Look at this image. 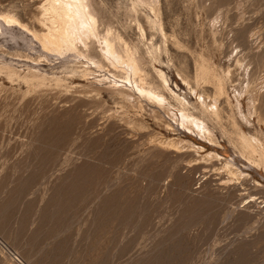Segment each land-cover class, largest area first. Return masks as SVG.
Listing matches in <instances>:
<instances>
[{"label": "rangeland", "instance_id": "rangeland-1", "mask_svg": "<svg viewBox=\"0 0 264 264\" xmlns=\"http://www.w3.org/2000/svg\"><path fill=\"white\" fill-rule=\"evenodd\" d=\"M92 1L101 30L110 26L143 52L144 44L160 47L149 73L156 77L153 67L160 68L192 103L179 74L194 85L201 65L219 77L230 72L231 103L236 87L244 95L247 116L237 118L262 149L250 154L216 128L221 147H206L223 160L204 164L198 155L205 153L157 145L187 137L168 134L149 115L148 138L140 140L122 129L121 110L106 94L97 98L92 76L72 73L71 55L44 51L30 34L3 26L0 65H12L17 76L0 70V264H18L11 254L23 264H264V0H158L166 39L148 26V8L135 13L132 0ZM44 2L0 0V14L41 34ZM34 69L62 83L28 82ZM134 111L129 116L140 120ZM224 131L237 140L231 120ZM231 158L246 179L221 170Z\"/></svg>", "mask_w": 264, "mask_h": 264}, {"label": "bare ground", "instance_id": "bare-ground-1", "mask_svg": "<svg viewBox=\"0 0 264 264\" xmlns=\"http://www.w3.org/2000/svg\"><path fill=\"white\" fill-rule=\"evenodd\" d=\"M157 2L158 0H132L135 13H137L138 8L142 7L148 8L151 11V16L145 15L148 26L155 32L161 33L163 38L166 39L163 25L159 21V15L155 9ZM39 9L42 12L40 26L42 28L40 31L41 34L31 31L16 17L9 14H0V34L3 32V26L18 28L20 31L22 30L30 34V36H33L34 40L39 42L42 50L54 53L58 56L66 54L71 55L73 62H75V64L71 66L72 73L80 74V76L84 78L83 80L87 81H89L92 76L94 82L90 83L96 86V88L92 87L95 88L93 91H96L97 98L104 100V94H106L107 99L113 101L114 104L118 106V110H121V112H117L118 114L120 113L121 117L120 126L124 125V127L121 126L122 129H130L132 133L137 132L136 135L138 137L135 136L140 140L145 136V133V137H147L146 131L148 127L146 126L145 117L149 115L152 117L151 119L155 120V126L157 123L162 127L161 129H164L168 134L181 130L187 137V140H180L177 138L165 139L164 136H162L164 139L157 143V145L162 144V146H164L163 148H168V151L173 150L177 154L182 151L183 154L184 152L185 154H187V152H195L196 155L205 153L204 156L198 155L204 164H210L208 161L216 162L223 160L222 155L218 151H208V146L206 147V144L215 148L221 147L219 137L214 133V129L216 128L219 130V133H221V136L226 137L229 143L237 144L236 141H238L243 150H247L250 154H255L259 149H262L257 138L252 136L247 137L244 134L242 124L237 118V115L242 119H246L247 116L242 110L243 99L241 100V97L244 95L242 94L243 92L241 90L239 91L238 87H236V89H234L236 93L234 95L236 105L231 103L228 92L226 91V85L230 81V76H232L230 72H228L227 76L219 77L218 74V76L213 74L208 66L206 67V64L205 66L201 65L196 69L194 85L179 74L178 79L181 82L180 85L183 86V88L187 87L188 95L191 97V100L195 98V102L192 103L187 94L182 95L180 93L181 88L178 84L172 87L168 80L169 78L160 68L153 67L156 77H153L149 73L147 63L149 61L155 62L159 59L161 52L160 47L152 42L144 44L145 50L143 52L138 45H133L131 44L132 42H128L120 33L114 31L110 26H107L105 30H101L102 24L100 23V16L92 0H45ZM136 22L140 32V43H144L146 39L145 29L139 23L138 19H136ZM243 34L241 33L242 37ZM77 65H80V67H76ZM11 66L12 65L5 63L0 65V70L5 69L9 73V77H13L16 73ZM43 72L40 69H34V71L32 70L31 72V78L29 79L24 76L25 80L42 84L46 80L51 79L56 85L62 83L60 78L55 76L49 78L50 75ZM96 74H98V76H95ZM96 77H99V79H96ZM245 80H243V82ZM104 81H107L109 87H99ZM248 84L250 83L248 82ZM242 86L239 88L242 89ZM247 87H249V85ZM245 90H247V88H245ZM249 103L251 102H248V104ZM224 106H226V108H224ZM254 106L255 102L253 104V107ZM262 106L263 105H261V108H263ZM250 107H252V105ZM254 108L255 110L261 109L257 107ZM130 110H135L136 113L134 115L139 116L138 118L141 119H131L129 114L132 112H130ZM255 110L252 111L255 113ZM248 112L250 113V111ZM149 116L148 118H150ZM116 119L118 120L119 118ZM226 120L232 121L236 130L237 140H234L231 136H227L225 133ZM149 131L148 133L150 136H153V134H151L152 132ZM154 136V139L156 138L157 141L160 140L156 135ZM130 137L131 135L129 138ZM132 137L131 139L136 138L134 136ZM147 138H145V140ZM151 141L153 140L150 139V142ZM155 141L153 143L157 142ZM162 146L157 147L161 149ZM224 160L225 163L223 167H221V170L224 169L229 175L238 177L237 180L245 177V174L236 167L232 158ZM194 161H196L194 164H197V166L201 163L199 160H195V158ZM191 162L193 161H189V163ZM193 166L191 165L192 168ZM231 179H229L230 182ZM235 179H232V181ZM244 179H246V177ZM229 180L225 182L228 183Z\"/></svg>", "mask_w": 264, "mask_h": 264}, {"label": "built area", "instance_id": "built-area-1", "mask_svg": "<svg viewBox=\"0 0 264 264\" xmlns=\"http://www.w3.org/2000/svg\"><path fill=\"white\" fill-rule=\"evenodd\" d=\"M18 264H23L22 261L14 254H11Z\"/></svg>", "mask_w": 264, "mask_h": 264}]
</instances>
